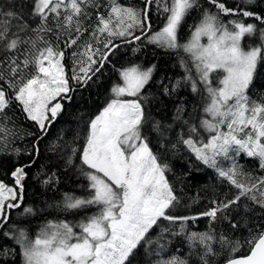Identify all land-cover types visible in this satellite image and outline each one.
<instances>
[{
  "label": "snow or ice",
  "instance_id": "snow-or-ice-1",
  "mask_svg": "<svg viewBox=\"0 0 264 264\" xmlns=\"http://www.w3.org/2000/svg\"><path fill=\"white\" fill-rule=\"evenodd\" d=\"M155 2L162 4L166 20L164 26L154 32L148 16L153 0H144L143 8L109 0L107 17L98 15V23L89 40L72 53L71 77L63 63L64 50L59 43L54 45L46 40L43 34L53 31L47 26L50 15H54L57 21L56 28H61L59 21L63 10V27L69 33L63 41L64 46L77 45L80 37L88 31L80 17L88 15L85 11L87 5L100 7L96 0H34L30 15L39 19L35 28L24 19L22 10L0 6V52L5 54L0 65H6V68L0 67V81H5L14 93L9 97L0 87V119H8L5 110L15 100L41 133H46L64 108L57 98L72 99L70 93L75 88L70 86L69 80L81 87L87 86L109 62V56L120 48L121 44L115 43L116 40L123 44L146 40L148 44L167 50L183 49L190 55L196 72L194 79L192 70L185 65L188 73L185 79L191 82L193 92L198 91L197 80L203 84L208 96L204 112L210 118L201 121V127L209 134L206 143L193 138L192 134L199 135L195 126L190 128L187 139L181 137V142L198 160L216 169L220 177L238 190V194L232 199L211 201L212 206L197 215L169 214L179 204V198L165 175L168 165L158 161L141 131L145 108L140 95L151 80L155 66L145 69L133 64L120 70L122 82L111 88L114 98L89 122L80 161L88 169L85 175L92 194L78 197L65 193L59 205L71 212L92 206L98 211L76 224L48 221L35 239H29L23 229L14 234L5 233L13 236L20 245L23 264H132L130 258H134L142 244L156 243L159 251L163 250L159 240L153 241L149 237L150 230L159 226L161 220L179 225L178 232L171 228H163L162 232L185 235L190 247L199 244L203 248L202 264H209V257L218 255L213 250V244L217 242L228 251L225 264H264V230L254 232L249 228L243 244L223 235L217 240L214 230L203 233L186 230L189 221L200 217H207L210 222L227 219L225 213L238 205L242 197L264 209V177L245 173L235 159L244 153L257 158L260 168L264 169V99L253 101L247 94L258 66L264 62V28L258 29L256 23H245L241 19L227 23L221 19V16H242L264 25V0H242V8L239 4L233 8L220 0H209L216 12L205 10L200 22L194 26L191 39L183 45L178 42L177 34L185 17L200 7L198 0H171L170 4L168 0ZM72 32H75L74 37ZM257 32L261 43L245 48V38ZM203 38H207V43L201 42ZM21 55L23 60H20ZM217 72H222L223 76L219 79V86L213 87L212 77ZM181 112L182 108H178V115ZM155 126L159 128L158 123ZM0 134V141L6 142L14 132L0 123ZM76 151L72 150L73 155ZM220 158L231 160L230 166L220 167ZM68 162L72 163L71 157ZM31 166L30 163L15 168L11 173L14 186L0 181V228L8 221L9 210L21 206L24 181L28 176L25 169ZM54 182H58L55 174L43 181L46 185ZM24 212L34 214L31 207L25 208ZM244 244L248 246L249 254L236 255ZM9 251L0 249V255H7ZM156 264H188V260L173 255L157 260Z\"/></svg>",
  "mask_w": 264,
  "mask_h": 264
},
{
  "label": "trees",
  "instance_id": "trees-1",
  "mask_svg": "<svg viewBox=\"0 0 264 264\" xmlns=\"http://www.w3.org/2000/svg\"><path fill=\"white\" fill-rule=\"evenodd\" d=\"M99 8L89 4L85 7L87 16H81V23L88 29L78 41L77 45L65 48L63 41L69 33L63 27L64 12L61 10L59 23L61 28H56L57 21L54 15L49 16L48 27L53 31L43 34L45 39L64 50V66L69 77L72 75L74 61L72 53L78 50V46L89 40L93 28L98 23V15L107 17L109 0H96ZM169 4L171 0H168ZM228 7L242 8V0H220ZM119 3L143 8L144 0H119ZM200 7L193 9L186 17L178 31V42L186 44L194 31V26L200 22L205 10L215 13L216 9L209 0H198ZM0 6L9 8L14 6L22 10L24 19L30 27L35 28L39 24L37 17L30 13L34 6V0H0ZM159 9V10H158ZM261 10V9H256ZM149 20L152 30L158 31L166 20V14L162 11V4L157 5L155 0L148 8ZM230 20L236 17L245 23H256L258 29L264 25L242 16H221ZM59 34V39H57ZM139 34V32H137ZM27 35H32L28 33ZM71 35L74 37L75 32ZM115 43L121 44L114 55H110L99 73L93 76L87 86L81 87L73 80H69L75 91L70 93L71 101L61 98L64 105L61 113L47 129L41 133L37 124L26 117L19 102L13 100L10 107L5 110L8 119H0V123L12 129L14 135H10L7 141H0V180L14 185V177L11 173L16 167L31 163V167L25 169L28 176L24 181V199L19 208L9 210V218L3 228H0V249L11 250L7 255H0V264H23L22 249L11 235L23 229L30 236L37 235L48 221H68L77 223L88 211L95 212L97 207L92 206L77 212L65 211L62 206L65 193L78 197H88L92 194L89 188V180L85 173L88 171L80 161L81 150L89 130V122L98 115L102 109L114 97L111 92L113 85L120 83L119 72L122 68L138 64L142 68L155 66L152 78L142 90L141 103L145 108V122L142 135L146 137L149 147L156 154L161 164H167L168 170L165 175L179 198L177 207L169 214L177 216L197 215L212 206L213 200L223 201L232 199L238 194V190L231 186L225 178L218 175L216 169L205 165L198 160L196 155L181 142V137L187 139L189 130L195 126L199 135L192 134L194 139L208 140L209 134L201 127V121L210 118L204 112L208 103V96L204 86L197 80L198 91L193 92L191 82L185 77L187 72L185 65L192 70V76L196 78L193 62L188 53L183 49L167 50L147 41L132 44H123L120 40ZM261 43L259 33L246 37L243 44L245 48L258 46ZM102 47V45H101ZM0 52V59L4 58ZM23 55L20 60H23ZM183 61V64H182ZM5 67L6 65H0ZM27 71H31L28 69ZM218 73V72H217ZM217 73L213 74V87H218ZM0 87L11 97L14 93L5 81H0ZM165 89H168L165 92ZM251 100L260 102L264 99V62L257 69L253 83L248 89ZM182 108L178 115L177 109ZM159 124V128L155 125ZM2 135V134H0ZM38 149V152L36 151ZM77 149L75 155L72 150ZM71 157L72 163H69ZM236 162L242 166L245 173H251L253 177H264V169L260 168L259 160L246 156L244 153L235 157ZM35 161L34 163H32ZM231 160L219 159V166L227 168ZM55 174L58 182L44 184L43 181ZM31 207L34 214L24 212L25 208ZM225 215L227 219L218 218L210 222L207 217H200L195 221H189L186 225L188 232H209L214 230L217 240L221 235L230 240H240L243 244L249 235L248 229L254 232L264 230V209L253 205L251 201L241 198L238 205L229 209ZM159 226L150 230L149 237L153 241L159 240L163 250L159 251L158 245L142 244L135 252L132 264H156V261L176 255L188 260V264H202L200 256L203 248L197 244L190 247L185 235H173L170 232H162L163 228H171L179 231V225H171L168 221L161 220ZM236 224V228L231 225ZM213 250L218 253L215 257H209V264H222L228 257V251L222 249L219 242L213 244ZM249 252L246 244L236 255H244Z\"/></svg>",
  "mask_w": 264,
  "mask_h": 264
},
{
  "label": "rangeland",
  "instance_id": "rangeland-1",
  "mask_svg": "<svg viewBox=\"0 0 264 264\" xmlns=\"http://www.w3.org/2000/svg\"><path fill=\"white\" fill-rule=\"evenodd\" d=\"M221 19H222V21L223 22H225V23H227V19H224V18H222L221 17ZM230 20H232V19H238V18H236V17H230L229 18ZM229 21V20H228ZM165 23V22H164ZM164 26V24L161 26V28ZM160 28V29H161ZM159 29V30H160ZM158 30V31H159ZM191 39V38H190ZM202 43H207V38H203L202 39V41H201ZM222 76H223V73L222 72H218L217 73V80L219 81V79L220 78H222ZM122 82V81H121ZM120 82V83H121ZM216 86H219V84L218 85H216ZM59 98V97H58ZM114 98V97H113ZM112 98V99H113ZM124 99H133V97H124ZM56 101H53V103H55ZM0 181H2V180H0ZM5 183V182H4ZM7 184V183H6ZM9 185V184H8ZM9 186H14V185H9ZM98 211V210H97ZM97 211H95V212H97ZM95 212H91V211H88V212H86L85 214H83V217H81V218H79V220L77 221V223L81 220V219H83L85 216H90V215H92L93 213H95ZM62 221H64V220H62ZM74 224H76V223H74ZM77 232L79 231V229L77 228V229H75ZM28 237H29V239H35V237H36V235H34V236H30V235H28Z\"/></svg>",
  "mask_w": 264,
  "mask_h": 264
},
{
  "label": "water",
  "instance_id": "water-1",
  "mask_svg": "<svg viewBox=\"0 0 264 264\" xmlns=\"http://www.w3.org/2000/svg\"><path fill=\"white\" fill-rule=\"evenodd\" d=\"M58 101L62 103V100H61V99H59ZM62 104H63V103H62ZM247 254H249V252H248ZM247 254H244V255H247ZM239 256H243V255H239ZM222 264H225V262L222 263Z\"/></svg>",
  "mask_w": 264,
  "mask_h": 264
}]
</instances>
